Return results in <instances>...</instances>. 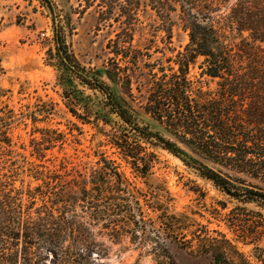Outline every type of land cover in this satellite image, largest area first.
<instances>
[{
  "label": "rangeland",
  "instance_id": "374dc122",
  "mask_svg": "<svg viewBox=\"0 0 264 264\" xmlns=\"http://www.w3.org/2000/svg\"><path fill=\"white\" fill-rule=\"evenodd\" d=\"M210 1H215L211 14L215 25L227 31L229 44L237 49L252 46L257 76L264 84V0L253 1L255 41L250 32L240 33L229 27L226 18L236 8L237 0ZM51 3L54 11L45 0H0V60L5 70L0 75V125L9 131L12 141L10 147L2 144L0 133V201L20 193L25 204L36 195L37 207L44 203L52 206L55 195L51 193L59 181L79 179L106 158L116 162L131 184L136 199L131 204L139 201L147 231L137 229L113 237L101 223L97 224L104 252H95L90 264H213L209 239L222 241L235 264H264V229L257 230L264 224V209L256 203L232 199L161 148L149 146L158 157L149 175L135 171L110 143L113 134L124 131V123L111 113L104 95L79 80L60 55L57 27L62 51L71 57V65L88 75H100L135 109L141 126L169 137L144 111L146 89L140 94L135 84L136 100H132L104 74L109 59L114 57L108 45L122 27V22L114 20L121 7H108L110 0ZM111 10L113 14L101 22V12ZM136 13L139 21L135 22L133 45L148 49L152 62L161 60L169 66L167 60L190 43L180 11L171 14V44L165 43L163 21L148 0H141ZM198 72L193 70L192 75ZM216 87V83L210 84L212 90ZM253 183L264 188L259 182ZM67 189L71 191L69 186ZM232 217L246 221V232L234 228ZM53 258L50 255L46 264H56Z\"/></svg>",
  "mask_w": 264,
  "mask_h": 264
},
{
  "label": "trees",
  "instance_id": "16d2710c",
  "mask_svg": "<svg viewBox=\"0 0 264 264\" xmlns=\"http://www.w3.org/2000/svg\"><path fill=\"white\" fill-rule=\"evenodd\" d=\"M45 1L54 11L51 0ZM110 1L108 7H121L114 20L122 22V27L108 45L114 57L109 59L104 74L132 100H136L135 84L140 94L146 89L144 111L169 135L141 126L134 116L135 109L100 75H88L76 66L78 71L70 70L104 95L111 113L125 125L124 131L110 137L113 148L144 176L151 173L158 160L149 146L161 148L232 199L256 203L264 209V188L253 183L264 185V84L257 76L252 46L237 49L229 44L227 31L216 26L211 15L215 1L148 0L163 21L166 44L172 40V13L180 11L190 36L184 51L167 60L169 66L161 60L152 62L148 49L133 45L141 0ZM253 1L237 0L226 19L233 31H248L255 41ZM109 14L113 10L102 11L100 21H107ZM55 37L62 55L58 27ZM63 55L72 63L66 51ZM196 69L199 72L193 76ZM4 72L0 60V75ZM145 76L147 83L142 80ZM211 83H216L215 90L210 88ZM71 112L78 116L73 109ZM3 128L0 125L1 143L10 147L9 131ZM89 172L68 183L59 181L51 193L55 195L50 201L52 206L44 203L37 207L36 195L25 204L20 193L0 201V264H46L50 255L56 264H90L95 252H104L97 224L101 223L113 237L137 229L147 231L143 209L139 201L131 204L135 195L116 162L104 158ZM232 219L235 229L246 232V221ZM260 228L264 229V224L257 230ZM209 243L213 264H235L229 260L222 241L209 239ZM224 243L233 247L227 240ZM164 252L169 253L167 248ZM261 259L264 262V255Z\"/></svg>",
  "mask_w": 264,
  "mask_h": 264
},
{
  "label": "water",
  "instance_id": "95a60500",
  "mask_svg": "<svg viewBox=\"0 0 264 264\" xmlns=\"http://www.w3.org/2000/svg\"><path fill=\"white\" fill-rule=\"evenodd\" d=\"M62 55H63V53H62ZM63 59H64L65 63H66L71 69H73V70H75V71H78L77 68H76L75 66L71 65V63L69 62V60H68L66 57H64V55H63ZM79 73H80V72H79Z\"/></svg>",
  "mask_w": 264,
  "mask_h": 264
},
{
  "label": "built area",
  "instance_id": "2783aa9c",
  "mask_svg": "<svg viewBox=\"0 0 264 264\" xmlns=\"http://www.w3.org/2000/svg\"><path fill=\"white\" fill-rule=\"evenodd\" d=\"M44 36H46V34H44Z\"/></svg>",
  "mask_w": 264,
  "mask_h": 264
}]
</instances>
